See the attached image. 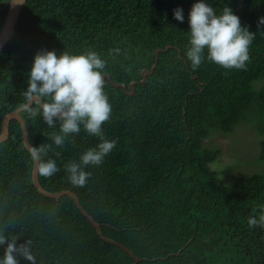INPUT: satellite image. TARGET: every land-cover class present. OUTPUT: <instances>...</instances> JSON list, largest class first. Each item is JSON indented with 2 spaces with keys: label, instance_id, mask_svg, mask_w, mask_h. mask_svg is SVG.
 <instances>
[{
  "label": "trees",
  "instance_id": "obj_1",
  "mask_svg": "<svg viewBox=\"0 0 264 264\" xmlns=\"http://www.w3.org/2000/svg\"><path fill=\"white\" fill-rule=\"evenodd\" d=\"M8 2L0 0V29ZM193 2L27 0L0 52V130L4 115L24 103L27 73L38 50L94 49L108 61L111 79L128 86L142 78V69H150L157 48L170 45L159 52L152 74L135 85L134 94L106 79L112 113L102 127L117 143L100 166L88 169L87 185H70L63 171L65 162L98 142L83 129L63 148L48 152L61 170L51 177L38 174L39 182L50 192H74L105 236L141 258L137 264H264V227L247 224L250 215L264 209V173L227 186L209 167L220 150L204 143L212 131L230 133L240 121H249L262 136L259 159L264 160V26L257 27L264 0H209L218 11L230 7L256 34L242 70L207 60L191 68L182 52ZM177 7L183 9V22L173 18ZM21 115L31 145L51 143L54 130L42 118L25 110ZM32 167L20 124L12 119L8 138L0 142L5 236L17 244L30 240L36 264L134 262L98 235L69 195L56 199L38 192Z\"/></svg>",
  "mask_w": 264,
  "mask_h": 264
},
{
  "label": "clouds",
  "instance_id": "obj_2",
  "mask_svg": "<svg viewBox=\"0 0 264 264\" xmlns=\"http://www.w3.org/2000/svg\"><path fill=\"white\" fill-rule=\"evenodd\" d=\"M173 18L183 22V9H174ZM187 22V45L182 55L193 70L205 60L225 69L246 68L249 47L256 34L241 25L239 16L230 7L218 11L209 0H194ZM260 26H264V16L257 19V27ZM107 64L108 61L91 48L79 52L65 50L59 54L55 50L41 49L33 55L22 107L54 130L51 143L28 147L29 158L39 175L51 177L61 170L56 159L48 157V152L53 146L63 148L68 137L79 134L82 129L98 142L82 151L77 159L63 164L65 179L70 185L85 187L91 177L88 169L100 166L115 148L117 141L107 138L102 127L112 113L105 91ZM247 224L264 227V209L258 216L250 215ZM16 240L0 230V246H3L0 264H19L18 257L36 264L31 241L17 244Z\"/></svg>",
  "mask_w": 264,
  "mask_h": 264
},
{
  "label": "rangeland",
  "instance_id": "obj_3",
  "mask_svg": "<svg viewBox=\"0 0 264 264\" xmlns=\"http://www.w3.org/2000/svg\"><path fill=\"white\" fill-rule=\"evenodd\" d=\"M259 83H256V87ZM262 136L249 121H240L230 133L212 131L204 143L220 150L209 163L218 178L227 186L241 177L264 173V160L259 159Z\"/></svg>",
  "mask_w": 264,
  "mask_h": 264
},
{
  "label": "water",
  "instance_id": "obj_4",
  "mask_svg": "<svg viewBox=\"0 0 264 264\" xmlns=\"http://www.w3.org/2000/svg\"><path fill=\"white\" fill-rule=\"evenodd\" d=\"M26 2H27V0H9L8 9H7L6 15L4 17L3 25L0 29V52L3 50V48L6 46V44L9 42L10 38L12 37V35L14 33L15 26H16L18 18H19V15H20V12H21V10L24 7ZM169 48H170V45H167L164 48H157L155 50V61L152 64V66L150 67V69H145V68L142 69V71H141L142 78L140 80H137V81H135V80L131 81L128 86H126L123 83L114 82L111 79L110 75L107 73L104 74V80L106 81V79H107L115 87L122 88L127 95H132L135 92V85L138 83L145 82L147 76L152 74L154 68L157 65L159 52L160 51H166ZM179 55H180V52H179ZM193 77H195V76H193ZM24 110L25 109L21 105L20 107H18L16 109L10 110L9 112H7L4 115L3 120H2V124H1V130H0V142L6 140L8 138L10 121L12 119H16V120H18L20 127H21L23 144L26 147V149H28L29 145H31V144L28 141L27 127H26L25 120L21 115V112ZM31 178H32L33 184L36 187V189L38 190V192L42 193L43 195H45L47 197L58 199L62 195H69L74 200L78 209L87 218V220L93 225V227L97 231L98 235L103 240L110 242V243H113V244H116V245L120 246L122 249H124L125 251H127L131 255V257L134 259V262L132 264H137V262L141 259L137 255H135L132 252V250H130L125 245H123L121 242L105 236L101 230L100 224L83 208V206L80 204V201H79L77 195L74 192L67 190V189L61 190L58 192H50V191L44 189L39 182L38 173L35 171L34 164L32 167Z\"/></svg>",
  "mask_w": 264,
  "mask_h": 264
}]
</instances>
